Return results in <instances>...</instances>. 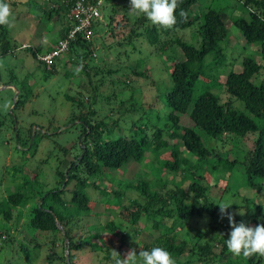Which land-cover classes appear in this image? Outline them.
<instances>
[{
  "label": "trees",
  "instance_id": "trees-1",
  "mask_svg": "<svg viewBox=\"0 0 264 264\" xmlns=\"http://www.w3.org/2000/svg\"><path fill=\"white\" fill-rule=\"evenodd\" d=\"M20 1L23 2V0L10 2L16 5ZM197 1L177 0L176 22L171 26L153 24L145 15H135L129 36L118 43L120 46L125 42L130 44L134 38L145 35L148 43L155 46L160 42L162 34L168 35L171 28L184 29L198 23L197 31L201 40L199 46L179 38L172 41L181 49L184 58L174 59L169 66L172 84L162 93L165 103L162 112H157L152 117L150 113L152 111L140 112L141 106L137 107L136 102L127 107L125 101H119L120 104L116 108L113 106L114 108L106 110L108 117L114 113L120 114L117 119L112 120L116 125L114 130L105 119L94 122L92 120V117L97 115L96 105L100 100V94L95 92L90 95L88 103L66 94L67 100L78 110L72 112L68 124L74 125L78 120L79 126L75 124L73 127L78 130L77 141L80 142L79 145L76 142L70 148H60L59 151L63 157L74 151L75 158L66 168L61 164L63 158L60 160L55 167L56 181L52 187L41 179V165L34 170L31 177L25 173L26 165H13L12 169H8L9 173L12 170L14 184L7 189L6 196L0 202V237L6 234L3 242L9 243L8 247L16 243L19 245V251L25 250L27 243L19 240L17 233L21 234L27 227L34 235L36 232L47 234L46 239L50 235L54 246L56 242L59 244L61 241L62 252L58 250L48 253L47 258L50 261L75 264L76 251L87 245L91 247L95 245L93 238L97 235L93 230L97 225L88 221L93 216L95 207V200L91 197L89 189H94L105 196L102 200L105 203H110L113 197L118 198L119 202L114 207L122 208L118 214L129 224L138 227L140 224L143 227L149 224L153 233L155 230L160 231L158 236L155 235L154 241L143 243L141 250L150 249L152 246L166 247L175 257L176 264L185 253L189 254V259L183 264L193 262L230 264L229 261L233 259H238L241 264H264V254L249 256L233 254L225 244L228 237L219 240L223 243L219 251L217 247L219 241L205 239L203 242L204 235L201 233L193 242L180 238V231L189 226L195 216H203L205 213L213 216L220 208L219 204L208 202L209 184L203 183L207 181L205 171L214 175L240 168L248 187L256 189L258 193L264 190V72H262L264 63L255 57L256 53L264 57V0H238L245 15L234 17L233 24L239 29L248 46L257 45L254 53L243 57L242 69L238 71L234 68L226 71L221 63L226 57V42L229 38L224 9L209 8L202 14L192 17ZM29 5L35 7L34 11L42 22L50 23L54 18L60 22L63 20L60 34L54 38V45L46 49L47 52L54 48L61 38L66 37L76 21L69 18V7L65 0H44V3L34 0L30 1ZM114 5L111 6L113 12L118 6ZM181 10L183 15L180 14ZM125 18L130 19L128 14ZM101 24L93 23L95 33H100L98 26ZM103 24L106 26L105 32L108 36L114 33L115 26H119L120 22L115 21L112 13ZM95 41L96 39L89 41L82 33H78L71 41L69 51L57 58L51 68L39 61L42 64L40 69L43 79L48 81L58 72V66L66 63L65 61H76L79 69L85 71L88 76L92 71L95 73L101 71L97 64H91L95 60ZM15 45L8 24L0 25V57L10 55ZM26 49H31L33 57L38 59L40 50L31 46ZM160 49L166 52L167 42H164ZM233 63L230 64L234 65ZM117 71L109 69L107 72L112 75ZM71 74L67 72L66 75ZM137 74L147 78L149 73L142 71ZM13 79L16 80L18 77L12 73L11 80L7 83L0 80V85L17 89ZM19 84V94L10 112V122L17 137L16 148L37 151L39 131L34 130L33 126L30 128L16 126L19 118L15 111L25 105L32 95L27 79ZM123 84H126V80ZM223 94L227 95L226 99L223 98ZM113 97V94L107 95L102 100L111 103ZM239 101L243 107L241 103L236 104ZM136 115L139 118H136ZM184 116L189 118V125L182 123ZM128 119L130 122H125ZM2 124L4 123L1 122L0 125ZM246 138L252 140V145L249 148H242V140ZM211 140L221 142L230 148L220 152L209 145ZM163 150H168L169 156L159 159L160 173L171 171L174 176L178 173L181 175V180L178 181L176 177L171 180L172 185L168 180L161 178V175L156 177L158 181L143 177L128 186L138 191L143 199L136 198L125 206L123 203L125 191L109 188L100 182L109 172L123 169L131 162L141 163L152 152L162 155ZM230 154L233 155V159H230ZM185 182L188 183L187 189L183 185ZM155 185L161 186L162 189ZM161 190L165 193L163 194ZM251 205H254L255 210L253 222L264 223V205L254 204V200H248L246 209L250 210ZM233 207L236 206L230 205L228 209ZM121 226L122 224L110 221L103 227L111 232L122 231L124 235L126 231ZM77 230L85 231V236L79 242L75 236ZM125 241L122 237L120 247L124 246ZM31 242H34L38 249L30 254L38 258L44 245L34 240ZM13 251L17 253L18 249ZM102 252L103 258L110 264H115L117 258L123 261L125 253L124 249L119 248L114 255L112 247L107 244L103 245Z\"/></svg>",
  "mask_w": 264,
  "mask_h": 264
},
{
  "label": "rangeland",
  "instance_id": "rangeland-1",
  "mask_svg": "<svg viewBox=\"0 0 264 264\" xmlns=\"http://www.w3.org/2000/svg\"><path fill=\"white\" fill-rule=\"evenodd\" d=\"M17 1V0H10ZM9 2L11 8V17L8 27L10 29V35L15 42V49L10 55L6 57H0V80L2 83H7L11 80L12 73L15 74L18 79L14 80V84L17 87H8L4 84L0 85V202L6 196L7 189L13 187L14 181L12 180L11 172L8 169H12L13 165L25 166V173L28 176H33L35 169L41 165L40 174L43 182L52 187L56 181L55 167L62 159V167L66 168L70 161L75 158V153L72 151L66 157H63L60 148L68 147L78 142V130L73 127L75 124L79 126L78 120L74 125H70L69 118L76 108H73L72 103L66 98V94L77 97L89 102V96L97 92L100 94V100L98 101L97 115L92 117L93 122L105 119L110 128L116 130V125L112 123L113 119L119 117V113L108 115L106 111L108 109L116 108L120 103L119 101H125L127 107H130L132 102H136L137 107L141 106L140 112H149L153 115L157 112L164 110L165 103L162 98V93L165 92L168 85L172 84L170 65L174 59H183L184 54L177 44L173 43L174 39H181L195 46L200 45V36L198 34V23H194L190 27L184 29L171 28L168 35H163L160 38V42L151 46L148 43L145 35L133 39L132 43L125 42L124 45H118L119 42H123L126 37L129 36L131 27L133 26L135 16L130 9V0H104L103 2V14L107 21L109 16L113 13L115 21L120 22L119 26H115L114 33L106 36V26L102 23L98 26L100 33H96L95 43L99 49H95V60L91 62L92 65L97 64L101 71L95 73L92 71L90 76L83 70H80L76 61H65L61 63L56 73L48 80L43 79V73L40 69V60L35 59L31 52V49H26L28 46L45 52L48 47L54 45L53 41L60 33V29L63 25L62 22L56 21L54 18L50 23L42 22L40 16L34 11V6H30L29 2L34 0H23V2L13 5ZM19 1V0H18ZM40 3H44V0H35ZM115 4L116 11L111 10V6ZM114 5V6H115ZM47 6V4H46ZM123 6V7H122ZM209 8H221L224 9V18L229 30V38L226 42V57L221 61L223 63V69L228 71L232 68L235 70L242 69V59L249 53H254L257 49V45H247L240 33L239 29L233 24L232 19L234 17L244 16V9L241 7L238 0H198L194 6L192 17L202 14ZM128 14L130 19L126 20L125 15ZM152 23V22H150ZM127 24V25H126ZM143 31L142 28H140ZM99 38V39H97ZM164 42H167V51L163 52L161 46ZM110 45L112 47H110ZM169 57V59H168ZM255 57L258 61L264 63V57L260 53H256ZM234 62V65L230 63ZM227 63V64H226ZM109 69L118 70L116 73L110 75L107 71ZM147 71L148 77L139 76L137 72ZM67 72H71L70 76H67ZM264 72V70H262ZM28 80V85L31 88L32 95L29 96V100L25 105L21 106L15 111V115L19 118L18 125L21 127L30 128L39 131L37 138L38 150L28 151L27 149L19 147L17 150V137L14 133L12 123L10 122V112L13 110L16 102V94H19V83L23 80ZM126 80V84L123 81ZM221 89V88H219ZM30 94V93H29ZM113 94V100L109 103L106 100H102L107 95ZM223 98L226 99L227 95L223 94ZM25 98V97H24ZM116 98V99H115ZM240 101L236 102L240 105ZM124 105V106H125ZM242 107L244 106L241 103ZM114 106V107H113ZM164 107V108H163ZM78 112V110H76ZM87 109L84 110L86 112ZM112 118V119H111ZM133 118V117H132ZM136 118H139V116ZM7 121V122H5ZM125 122H130L126 120ZM182 123L189 125V118L184 116ZM17 126V125H16ZM22 130V129H21ZM44 134L47 136L41 137ZM16 137V139H15ZM34 136L32 137V139ZM254 138V136H252ZM241 143L242 148H249L252 145L251 139H244ZM211 147H215L220 152L227 151L229 146H224L221 142L216 143L214 140L209 144ZM162 155L149 153L141 163L131 162L125 168L118 171L109 172L106 177L100 181L104 186L109 188L121 189L126 192V196L123 198L124 205H129V202L140 198L143 199L138 191L130 189L129 184L137 182L141 178H147L149 180H155L158 175H161L163 179L169 181L176 177L179 181L181 175H173L171 171H162L159 169V159L169 156L168 150H163ZM35 152V153H33ZM35 154V155H34ZM238 155V154H236ZM230 159H233V155L230 154ZM47 160L42 163V161ZM159 170V171H158ZM207 176L204 184H209V201L214 203L229 202L231 206H236L230 209H226L224 213L220 208L217 209V214L211 216L205 213L203 216H195L189 226H186L180 231V238H186L193 242L196 240L199 233L203 234L202 241L215 240L218 242L222 238H226L229 235L231 225L228 219V213H231L237 222L241 220L249 223L253 226L256 224L253 222L254 218V205H251V209H246L248 200H254V204L264 205V190L257 192L256 189L247 186L245 175L240 168H237L231 172L222 171L219 174L212 175L210 172L205 171ZM133 185V184H132ZM184 187L188 188V183L185 182ZM72 184L70 185V187ZM158 189H162L161 186L155 185ZM163 194L165 191L161 190ZM89 193L93 200H95V207L93 210V216L88 221L97 225L93 232L96 233V237L93 238L95 245L93 247L87 245L86 247L75 252L76 258L75 264H110L103 258L102 252L103 245L107 244L112 247L114 255L119 248L124 249V258L133 251L139 253L143 243H150L154 241L160 231L153 229L151 225L147 224L144 227L140 224H129L126 220L118 214L120 209L114 206L119 202L118 198L113 197L110 199V203H105L103 194L100 192L89 189ZM121 200V199H120ZM115 212L117 215H114ZM242 212V213H241ZM24 213V211H23ZM24 216L22 214L23 219ZM115 221V223L121 225L122 229L126 231L111 232L109 229L103 227L107 222ZM121 223V224H120ZM151 223V222H150ZM127 229V230H126ZM87 230V228H85ZM16 234V233H15ZM6 235V234H5ZM5 235L3 236L5 238ZM156 235V236H155ZM47 234H40L38 232L32 234L26 227L22 233L18 234L19 240H24L27 246L25 250L19 251V245L16 243L11 244V247L7 245L9 243L3 242L4 238L0 237V264H64L58 260L50 261L47 258L48 253H54L61 251V241L59 244L52 245L50 235L46 239ZM77 242L85 236V231H76ZM126 236V238H125ZM52 237V235H51ZM122 237H124L125 244L121 246ZM206 239V240H205ZM34 240L37 243L40 242L44 246L41 249L39 257H34L37 247ZM31 242V243H30ZM29 243V244H28ZM218 251L222 247L223 243L218 242ZM59 245V246H58ZM129 245V246H128ZM130 249H129V248ZM53 248V250H52ZM18 249L17 253L13 250ZM132 249V250H131ZM68 252V250H66ZM54 256V255H52ZM189 259V254L185 255L178 260V264H183ZM230 264H241L238 259L229 261ZM191 264H202L201 262H193ZM212 264H225L224 262L212 263Z\"/></svg>",
  "mask_w": 264,
  "mask_h": 264
},
{
  "label": "clouds",
  "instance_id": "clouds-1",
  "mask_svg": "<svg viewBox=\"0 0 264 264\" xmlns=\"http://www.w3.org/2000/svg\"><path fill=\"white\" fill-rule=\"evenodd\" d=\"M177 0H130V11L135 15H145L153 24L171 26L176 22L175 11ZM183 15V10H181ZM11 17V8L8 0H0V25L8 24ZM232 203H219L222 213ZM242 213V212H241ZM231 229L225 239L227 248L236 255L249 256L264 254V223L255 226L241 220L237 222L231 213H228ZM115 264H176L175 257L163 246H152L150 249L130 252L122 261L117 258Z\"/></svg>",
  "mask_w": 264,
  "mask_h": 264
},
{
  "label": "built area",
  "instance_id": "built-area-1",
  "mask_svg": "<svg viewBox=\"0 0 264 264\" xmlns=\"http://www.w3.org/2000/svg\"><path fill=\"white\" fill-rule=\"evenodd\" d=\"M68 3V16L76 21L65 38H61L57 45L47 52L38 53V59L48 68H51L57 58L62 57L69 51L71 41L78 33L89 41H93L98 36L93 30V23H105L103 14L104 0H65ZM94 42L95 49H99ZM96 56V53H94Z\"/></svg>",
  "mask_w": 264,
  "mask_h": 264
},
{
  "label": "water",
  "instance_id": "water-1",
  "mask_svg": "<svg viewBox=\"0 0 264 264\" xmlns=\"http://www.w3.org/2000/svg\"><path fill=\"white\" fill-rule=\"evenodd\" d=\"M17 97H18V93L16 94V98H15L16 100H17ZM17 127H18V123H17ZM67 179H68V177H67Z\"/></svg>",
  "mask_w": 264,
  "mask_h": 264
}]
</instances>
